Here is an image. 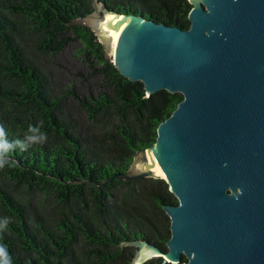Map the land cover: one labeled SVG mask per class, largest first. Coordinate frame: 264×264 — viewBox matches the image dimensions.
I'll list each match as a JSON object with an SVG mask.
<instances>
[{
  "label": "trees",
  "instance_id": "16d2710c",
  "mask_svg": "<svg viewBox=\"0 0 264 264\" xmlns=\"http://www.w3.org/2000/svg\"><path fill=\"white\" fill-rule=\"evenodd\" d=\"M97 1L190 26L188 0ZM93 10V0H0V127L27 145L0 167V245L12 264H131L136 240L167 250L162 204L178 203L168 184L117 175L155 142L182 96L147 95L122 76L84 21Z\"/></svg>",
  "mask_w": 264,
  "mask_h": 264
},
{
  "label": "water",
  "instance_id": "95a60500",
  "mask_svg": "<svg viewBox=\"0 0 264 264\" xmlns=\"http://www.w3.org/2000/svg\"><path fill=\"white\" fill-rule=\"evenodd\" d=\"M187 29L93 0L84 18L118 72L182 98L136 151L123 180L160 177L177 204L166 251L146 241L131 264H264V0H188ZM105 27L117 31L112 39Z\"/></svg>",
  "mask_w": 264,
  "mask_h": 264
},
{
  "label": "clouds",
  "instance_id": "9594fccd",
  "mask_svg": "<svg viewBox=\"0 0 264 264\" xmlns=\"http://www.w3.org/2000/svg\"><path fill=\"white\" fill-rule=\"evenodd\" d=\"M30 132H37V128L29 126ZM43 134L37 135H27L26 140L28 142H35L37 140H43ZM16 145H19L21 149H24L27 145L23 140H15L13 142H9L6 139L4 129L0 127V167H3L5 164L9 163L7 156L5 155L10 149L14 148ZM8 223L7 218L0 221V227H5ZM0 264H12L11 258L8 254L7 248L3 245H0Z\"/></svg>",
  "mask_w": 264,
  "mask_h": 264
},
{
  "label": "bare ground",
  "instance_id": "6f19581e",
  "mask_svg": "<svg viewBox=\"0 0 264 264\" xmlns=\"http://www.w3.org/2000/svg\"><path fill=\"white\" fill-rule=\"evenodd\" d=\"M105 30L107 32V34L113 39H115V43L117 41V37H118V32L117 31H111L110 29H108L107 27H105ZM115 45V44H114ZM145 153L148 155V162L149 164H151V170H153L158 176H160L159 178H162V174L159 170V167L157 165V161H156V157L155 154L153 152H151L150 150L145 151Z\"/></svg>",
  "mask_w": 264,
  "mask_h": 264
},
{
  "label": "rangeland",
  "instance_id": "374dc122",
  "mask_svg": "<svg viewBox=\"0 0 264 264\" xmlns=\"http://www.w3.org/2000/svg\"><path fill=\"white\" fill-rule=\"evenodd\" d=\"M111 44L112 45L107 49V53L108 54H112V52H113V48H114V44H115V39L114 38L112 39V43Z\"/></svg>",
  "mask_w": 264,
  "mask_h": 264
}]
</instances>
